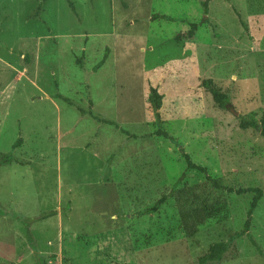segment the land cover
Segmentation results:
<instances>
[{
  "label": "rangeland",
  "instance_id": "rangeland-1",
  "mask_svg": "<svg viewBox=\"0 0 264 264\" xmlns=\"http://www.w3.org/2000/svg\"><path fill=\"white\" fill-rule=\"evenodd\" d=\"M39 1L0 0V264H264V0Z\"/></svg>",
  "mask_w": 264,
  "mask_h": 264
},
{
  "label": "trees",
  "instance_id": "trees-1",
  "mask_svg": "<svg viewBox=\"0 0 264 264\" xmlns=\"http://www.w3.org/2000/svg\"><path fill=\"white\" fill-rule=\"evenodd\" d=\"M44 1H46V0H40L37 3L36 9L33 12V15L34 16L37 15V12L41 8V5H42V3ZM206 2L207 1L205 0L204 1V4H206ZM205 6L206 5H204V7ZM196 29H197V23L196 22H192V28L187 32V36L181 38L182 35H183V33H177V35L175 37L177 38V41H180V40L186 39V38H193L194 37V31ZM105 56L93 67L94 70L97 69L98 67H100L103 64V62H104V60L106 58ZM201 84H202L203 87L205 86L207 88V90L212 94L215 102L217 103V105L219 107H224L225 106V104L227 103V94L225 92H223L220 88L214 86L212 79H206V80L204 79ZM64 100L66 102H68L69 104H71L72 106L76 107L77 110H79V112L81 114H88L92 118H95L96 120L103 121V122H106V123L115 124V126L120 127L114 121L107 120V119H102V118H100V117L92 114L91 111L85 110L84 108H82L81 106H79L77 103H75L74 101H71L70 99H68L66 97L64 98ZM149 100H150V102H151V104H152V106H153L154 109L159 108L160 105H161V103H162V94L161 93H158L155 88H152L151 89V92H150V99ZM156 116L158 118V116H159L158 113H156ZM247 122H249V121H247V120L241 121V123H247ZM262 123H263V125H262V128H261V131H262V134L264 135V115L262 116ZM120 129H121V131L123 133H125V134H127L129 136H134L133 134H130L126 129H124V128H120ZM156 132H157V134L165 135V133L163 131L159 130V129ZM17 140H20V138H18ZM185 159H186V162H187V166L188 167L198 169L201 172H207V170H206V168L204 166L198 165L195 162H193L190 159V156L188 154L185 155ZM8 161H10L9 154H5V155H3V156L0 157V164L1 163H8ZM207 177L210 179L209 176H207ZM245 191H253L254 192V195H253V198H252V200L250 202L249 209L247 211V219H246V221L244 223V227H243V229L234 232V235L237 236V237H240L241 235H243V234L246 233L248 239L253 244H255V246L258 249V252L264 257V251H262L258 247V245L256 244L253 236L248 232V230L250 228V219H251L252 212L256 208V206L258 204V201L262 197L263 190L260 189V188H258V187L239 188V192H245ZM164 200H165V197L159 198L154 205H152V206H150L148 208H145L144 210H142V212L143 213H147V212H150V211H155L158 208V206ZM0 213L3 214L5 212L2 209H0ZM46 215L47 214H44L42 216H46ZM231 239L232 238H230L229 241H231ZM229 241H220V242H216V243H213V244L209 245V247L205 251H203L202 253H200L197 256V258H196L197 259V262L195 264H206L208 262H219L222 259L224 253L230 247V242Z\"/></svg>",
  "mask_w": 264,
  "mask_h": 264
}]
</instances>
